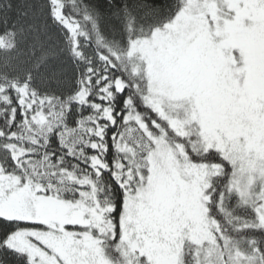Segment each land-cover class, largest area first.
Listing matches in <instances>:
<instances>
[{
    "label": "snow or ice",
    "instance_id": "obj_1",
    "mask_svg": "<svg viewBox=\"0 0 264 264\" xmlns=\"http://www.w3.org/2000/svg\"><path fill=\"white\" fill-rule=\"evenodd\" d=\"M0 264H264V0H0Z\"/></svg>",
    "mask_w": 264,
    "mask_h": 264
}]
</instances>
